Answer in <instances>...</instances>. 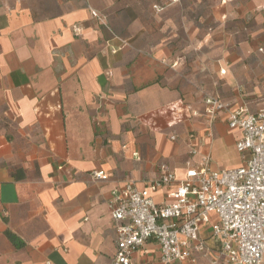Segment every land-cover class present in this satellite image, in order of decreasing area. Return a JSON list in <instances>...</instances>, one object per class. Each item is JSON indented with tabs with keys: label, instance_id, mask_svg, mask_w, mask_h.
I'll return each instance as SVG.
<instances>
[{
	"label": "crops",
	"instance_id": "obj_1",
	"mask_svg": "<svg viewBox=\"0 0 264 264\" xmlns=\"http://www.w3.org/2000/svg\"><path fill=\"white\" fill-rule=\"evenodd\" d=\"M261 49L264 0H0V264H112L129 180L241 166L240 131L224 114L210 129L204 98L264 109ZM133 264H162L160 245Z\"/></svg>",
	"mask_w": 264,
	"mask_h": 264
},
{
	"label": "built area",
	"instance_id": "obj_2",
	"mask_svg": "<svg viewBox=\"0 0 264 264\" xmlns=\"http://www.w3.org/2000/svg\"><path fill=\"white\" fill-rule=\"evenodd\" d=\"M204 104L210 129L224 114L228 127L240 131L236 149L242 165L213 169L206 155L197 165L187 162L182 180L166 163L147 188L129 180L109 203L117 233L112 264H133L134 254L149 240L160 245L162 264H197L198 255L209 248L226 264H264V109L251 113L209 95ZM188 153L198 151L189 144ZM92 177L102 180L105 173L95 171ZM168 184L175 186L169 200L157 204L151 193Z\"/></svg>",
	"mask_w": 264,
	"mask_h": 264
},
{
	"label": "trees",
	"instance_id": "obj_3",
	"mask_svg": "<svg viewBox=\"0 0 264 264\" xmlns=\"http://www.w3.org/2000/svg\"><path fill=\"white\" fill-rule=\"evenodd\" d=\"M9 236H10L11 240H12L13 242H15V244H19V243L17 242V239H16L15 236H13L12 234H9Z\"/></svg>",
	"mask_w": 264,
	"mask_h": 264
},
{
	"label": "rangeland",
	"instance_id": "obj_4",
	"mask_svg": "<svg viewBox=\"0 0 264 264\" xmlns=\"http://www.w3.org/2000/svg\"><path fill=\"white\" fill-rule=\"evenodd\" d=\"M208 21H209L210 23L212 22L211 20H207V23H208V24H210ZM211 25H212V24H211ZM213 38H214V36H213Z\"/></svg>",
	"mask_w": 264,
	"mask_h": 264
}]
</instances>
